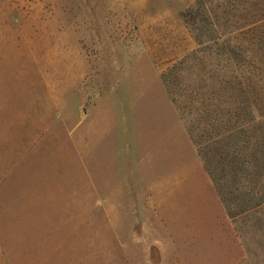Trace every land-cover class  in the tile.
I'll use <instances>...</instances> for the list:
<instances>
[{"label": "rangeland", "instance_id": "obj_1", "mask_svg": "<svg viewBox=\"0 0 264 264\" xmlns=\"http://www.w3.org/2000/svg\"><path fill=\"white\" fill-rule=\"evenodd\" d=\"M190 97L264 124V0H0V264H264Z\"/></svg>", "mask_w": 264, "mask_h": 264}, {"label": "trees", "instance_id": "obj_2", "mask_svg": "<svg viewBox=\"0 0 264 264\" xmlns=\"http://www.w3.org/2000/svg\"><path fill=\"white\" fill-rule=\"evenodd\" d=\"M210 103L211 100L208 99L198 101L190 97L187 98L188 107H185L189 116L193 115L191 128L201 131L195 139L198 155L221 202L228 215H240L264 204V197H256L252 193L254 189L257 195L259 189L251 187L259 185L264 188V124L255 126L257 132L253 134V138L241 141L235 134L233 112L213 107ZM258 117L257 119H263L264 113ZM242 187H248L251 196L244 199L243 205L238 207L240 196L236 197L234 192ZM236 208H240L239 213L234 212Z\"/></svg>", "mask_w": 264, "mask_h": 264}]
</instances>
